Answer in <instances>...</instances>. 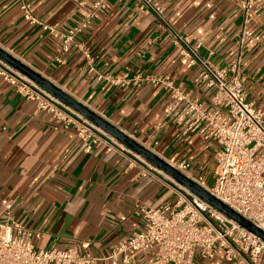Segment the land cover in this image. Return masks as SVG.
I'll return each instance as SVG.
<instances>
[{
	"label": "crops",
	"instance_id": "0c3cea01",
	"mask_svg": "<svg viewBox=\"0 0 264 264\" xmlns=\"http://www.w3.org/2000/svg\"><path fill=\"white\" fill-rule=\"evenodd\" d=\"M27 1L39 23L25 19L21 0H0V46L165 160H189L190 172L207 183L218 149L211 130L184 135L165 114L170 95L162 86L117 84L106 77L170 74L195 93L198 67L185 68L155 16L138 0H109L64 51L66 35L84 18L80 3L91 10L96 0ZM259 1L261 10L241 44V0H156L176 30L202 42L201 55L211 53L220 67L240 57L248 98L262 106L264 0ZM79 45L89 49L93 72ZM85 146L73 128H64L0 75V222L29 229L38 248L77 246L95 258L93 264H154L153 255L141 251H129L127 261L123 254L110 256L119 241L143 228L135 206L174 203L175 191L160 177L144 175L147 166L130 154ZM196 264L231 263L217 257L197 258Z\"/></svg>",
	"mask_w": 264,
	"mask_h": 264
},
{
	"label": "built area",
	"instance_id": "2783aa9c",
	"mask_svg": "<svg viewBox=\"0 0 264 264\" xmlns=\"http://www.w3.org/2000/svg\"><path fill=\"white\" fill-rule=\"evenodd\" d=\"M108 1L96 0L91 10L80 3L84 18L66 35L62 48L64 51L69 50L74 37L87 28L93 16L106 8ZM138 1L171 34L185 68L194 65L198 67L194 78L196 91H185L170 74H145L138 71L133 77H106L117 84H133L138 87L149 83L162 86L170 95L165 114L180 125L184 135L204 133L210 129L218 145L215 153L216 169L211 184L190 172L189 160L168 162L264 232V105L258 106L248 98V92L240 79L241 58L225 67L216 65L211 59V53L208 56L200 54L202 42L193 43L188 36L172 26L161 4L156 0ZM21 9L31 24L39 23L32 13L30 2L21 0ZM260 10L259 0H241V44L245 43L247 28ZM79 47L88 58L89 71L93 72L95 68L91 63L89 49L82 45ZM0 75L14 84L21 95L36 101L37 108L51 114L64 128H73L85 142L87 150L104 145L108 151L120 150L130 154L134 160L147 166L144 175L160 177L175 191L174 203L159 207L145 204L135 206L133 214L144 219L143 228L119 241L111 258L117 260L123 254L127 261L129 251H141L152 254L154 264H196L197 258L217 257L231 264H264V238L181 184L1 58ZM102 77L99 75V78ZM149 149L158 154L153 148ZM5 206L10 207V204L5 203ZM31 238L32 232L29 229L0 222V264H93L95 261L91 254L82 253L77 246L43 249L36 247Z\"/></svg>",
	"mask_w": 264,
	"mask_h": 264
},
{
	"label": "water",
	"instance_id": "95a60500",
	"mask_svg": "<svg viewBox=\"0 0 264 264\" xmlns=\"http://www.w3.org/2000/svg\"><path fill=\"white\" fill-rule=\"evenodd\" d=\"M0 58L6 61L7 63H9L10 65H12L14 68L19 70L23 74L27 75L28 77L36 81L45 89L52 92L54 95L59 97L65 103H67L75 110H77L79 113H81L83 116H85L86 118L90 119L91 121L102 127L104 130H106L111 135L116 137L118 140L123 142L129 148H131L132 150L143 156L149 162L162 169L168 175L175 178L181 184L187 186L195 193L200 195L202 198H204L205 200H207L208 202L212 203L217 208H219L221 211L226 213L228 216L237 220L242 225H244L251 231L255 232L262 238H264V232L261 229L257 228L248 220H246L245 218L237 214L235 211L230 209L228 206L217 200L196 181L182 174L163 157L150 150L147 146L143 145L135 138L131 137L127 132L122 130L120 127L112 123L107 118L103 117L94 109L85 105L83 102L78 100L76 97L72 96L70 93L66 92L63 88H61L56 83H54L50 78L46 77L44 74L40 73L39 71L29 66L27 63L22 61L20 58H18L8 50L4 49L2 46H0Z\"/></svg>",
	"mask_w": 264,
	"mask_h": 264
},
{
	"label": "rangeland",
	"instance_id": "374dc122",
	"mask_svg": "<svg viewBox=\"0 0 264 264\" xmlns=\"http://www.w3.org/2000/svg\"><path fill=\"white\" fill-rule=\"evenodd\" d=\"M215 169H216V163L212 165V168L210 170H208V174H207V177H206L207 184H211L212 183L211 177H212Z\"/></svg>",
	"mask_w": 264,
	"mask_h": 264
}]
</instances>
